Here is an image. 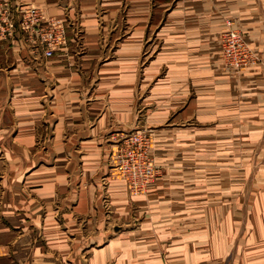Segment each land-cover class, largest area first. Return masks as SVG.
I'll return each mask as SVG.
<instances>
[{"label":"crops","instance_id":"1","mask_svg":"<svg viewBox=\"0 0 264 264\" xmlns=\"http://www.w3.org/2000/svg\"><path fill=\"white\" fill-rule=\"evenodd\" d=\"M22 5L64 22L52 59L2 15ZM0 19V264H264V64L221 49L232 20L264 63V0H0ZM135 130L165 171L145 197L114 168Z\"/></svg>","mask_w":264,"mask_h":264},{"label":"built area","instance_id":"2","mask_svg":"<svg viewBox=\"0 0 264 264\" xmlns=\"http://www.w3.org/2000/svg\"><path fill=\"white\" fill-rule=\"evenodd\" d=\"M8 17L19 15L21 18L20 29L25 35L26 42L30 45L40 46L45 59H52L55 53L66 42V27L63 21L57 18L44 20L40 8L33 5H22L14 11L10 6L2 12ZM12 19L10 18V21ZM12 20V22H13ZM9 28L1 32L12 29ZM3 23L0 19V25ZM226 30L221 38V49L226 70H240L264 63L247 43L243 32L236 27L232 20H226ZM152 135L148 130H137L126 135L120 143L116 153L115 170L126 182L129 192L133 197L148 195L149 188L161 176V168L155 161L152 148ZM0 243V256H1Z\"/></svg>","mask_w":264,"mask_h":264},{"label":"rangeland","instance_id":"3","mask_svg":"<svg viewBox=\"0 0 264 264\" xmlns=\"http://www.w3.org/2000/svg\"><path fill=\"white\" fill-rule=\"evenodd\" d=\"M135 131H136V130H135ZM149 131H150V130H149ZM150 132H151V131H150ZM151 135H153V134H151ZM153 137H154V136H153ZM153 137H152V139H151V141H152V148H153V152H152V153H153V156H154V158H155V154H154V141H153L154 139H153ZM154 138H155V137H154ZM119 139H120V138H119ZM122 140H123V139H122ZM122 140H120V141H122ZM120 141H119V142H120ZM120 143H121V142H120ZM155 161H156V159H155ZM160 168H161V170H162V171H161V172H162L161 175H164V174H165L164 168H163V167H160ZM146 196H147V195H146ZM144 197H145V196H144Z\"/></svg>","mask_w":264,"mask_h":264}]
</instances>
